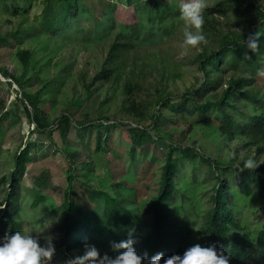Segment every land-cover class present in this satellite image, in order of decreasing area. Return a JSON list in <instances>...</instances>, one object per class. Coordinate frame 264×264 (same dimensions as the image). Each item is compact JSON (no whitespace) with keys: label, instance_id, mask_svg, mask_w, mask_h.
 I'll return each instance as SVG.
<instances>
[{"label":"rangeland","instance_id":"obj_1","mask_svg":"<svg viewBox=\"0 0 264 264\" xmlns=\"http://www.w3.org/2000/svg\"><path fill=\"white\" fill-rule=\"evenodd\" d=\"M44 1L0 0V37L8 38L6 45L0 44V212L5 197L2 178L12 169L19 148L29 146L31 161L21 178V211L17 219L23 232L38 238L41 245L49 238L54 247L59 242L60 216L55 209L63 203L69 168L75 177L73 190L81 205H85V187L91 186L139 211L148 227L147 209L160 190L168 149L176 145L189 148L196 155L193 159L181 151L173 155L179 174L174 182L177 193L175 204L169 208L170 219L175 228L186 233L185 248L197 243L205 245L199 229L212 207L211 197L217 188L215 176H220L230 187L232 212L244 234L254 239L263 225L261 204L255 186L239 177L240 169L236 166L248 157L255 158L262 166L264 145L253 146L243 138L229 140L211 124L191 128L169 124L168 120L177 119L176 115L157 105L166 95L176 98L173 103H177L199 85L202 77L197 57L205 51L217 50L215 42H209L191 49L187 55L181 54L185 30L180 16L182 0H158L168 11L178 13L176 18L162 26L156 20L151 21L153 28L141 31L138 39L118 37L121 26L136 22L134 8L126 6L125 0L89 1L94 17L83 14L68 30L54 35L45 32L41 24ZM219 1L206 0V9ZM108 3L117 4L113 13L107 8ZM252 3L264 12V0H252ZM213 19L219 33L230 37L242 26L233 15H215ZM243 26L254 28L247 23ZM112 44L126 48L120 49L117 60L109 61ZM23 51L30 53L26 67L18 55ZM259 61L264 65L263 54ZM104 69H115L117 76L110 81L97 79ZM230 76L231 73H219L215 77L225 80ZM39 91H43L40 109L50 123L64 114L70 117L73 124L69 137L74 135L75 124L86 118L115 123L116 127L104 135L106 152L95 151V131H89L82 142L71 144L57 125L49 134L31 132L34 128L21 95ZM252 91L264 94V78H257ZM132 103L139 116L127 112ZM157 114L162 118L153 131L149 130L151 140L137 151L134 159L130 158L129 130L148 129ZM73 152L79 156L73 158ZM198 155L219 163L221 170L215 175L200 162ZM84 164L90 165L91 173L82 168ZM40 176L46 180L38 190L33 183ZM35 196L43 197L44 201L33 207ZM57 255L58 252L51 261L61 264Z\"/></svg>","mask_w":264,"mask_h":264},{"label":"trees","instance_id":"obj_2","mask_svg":"<svg viewBox=\"0 0 264 264\" xmlns=\"http://www.w3.org/2000/svg\"><path fill=\"white\" fill-rule=\"evenodd\" d=\"M89 1L95 0H45L41 13L43 29L48 34L54 35L57 31L68 30L83 14L94 17L93 8L88 6ZM124 2L126 6H133L136 22L119 28L118 37L123 39L126 38L125 36L138 39L141 31L153 28L151 21L156 20L162 26L173 21L178 14L168 11L158 0H125ZM107 8L113 13L117 4L108 3ZM102 14L101 19L105 17V14ZM215 15L219 17L233 15L237 20L239 19L237 23L242 24L238 28L240 31L232 33L233 37L219 33L213 21ZM204 19L203 32L208 43L215 42L217 50L210 53L205 51L196 59L202 77L201 83L180 97L179 102L173 103L176 98L166 95L158 100L157 105L176 115L177 119L168 120L169 124L187 125L188 128L211 124L229 140L243 138L250 145L260 148L264 145V94L255 93L252 87L255 86L258 78L257 69L264 66L259 61L260 54L264 55V12H260L252 0H220L214 7L204 11ZM98 20L97 26L100 25ZM257 20L262 21L258 24ZM246 23L252 24L254 28L243 26ZM258 32L261 34L259 41L261 49L260 53L256 54L243 45V40H246L249 33ZM18 36L19 34L14 37ZM7 42L8 38L0 37L1 45H6ZM122 48H126V45L112 44L109 61L117 60ZM18 55L23 66L26 67L30 53L23 51ZM219 73L224 75L231 73L232 76L222 80L221 77H215ZM116 76L115 69H104L96 78L110 81ZM11 79L17 82L13 77ZM42 92L21 95L29 123L34 128L31 132L49 134V130L57 125L61 135L66 138L71 133L73 124L70 117L64 114L50 123L40 109ZM127 112L139 116L133 103ZM161 118L160 114L153 116L152 124L148 129L129 130L130 158L134 159L137 151L151 140L149 130L153 131ZM191 118L196 119L193 121ZM86 119L75 124L74 135L68 136V142L70 144L82 142L89 131H95V151L106 152L103 144L107 139L104 135L116 127L115 123H110L106 119ZM176 151L183 152L191 159L196 156L189 148L174 145L168 149L162 168L160 190L147 209L148 227L142 221L139 211L106 191L91 186L85 187V205H81L73 190L75 177L72 175V169L69 168L63 203L55 209L56 215L60 216L58 227L60 239L55 249L62 262L73 256L83 255L86 246H95L101 257L104 255L115 257L123 250L116 249L114 245L129 239L130 232H132L131 239L135 241L133 246L139 255L147 254L150 258L158 252H163L165 259L176 254L183 255L186 250L187 235L174 227L169 211L170 206L175 204L177 193L174 182L179 172L177 161L173 157ZM71 156L76 158L79 155L73 152ZM198 158L215 175L222 168L219 163L204 156L198 155ZM30 161V147L19 148L14 156L12 169L2 178L5 197L1 202L4 208L0 212V237L5 233L23 232L22 224L17 217L21 211V178L25 175ZM82 168L86 173L92 172L89 164H84ZM239 177L255 186L261 204L263 225L256 237L252 239L244 234L236 215L232 212L230 187L220 176H215L217 188L213 190L211 197L212 207L205 215L199 234L205 238L204 247L214 244L218 250L223 249L226 255H230V264H264V164L254 171L240 170ZM42 178L40 176L33 183L38 190L45 184L46 179ZM43 201V197L35 196L33 207ZM55 261H51L50 264H57Z\"/></svg>","mask_w":264,"mask_h":264},{"label":"clouds","instance_id":"obj_3","mask_svg":"<svg viewBox=\"0 0 264 264\" xmlns=\"http://www.w3.org/2000/svg\"><path fill=\"white\" fill-rule=\"evenodd\" d=\"M206 7V0H182L180 16L185 24L181 45L182 55H187L191 49L208 43L203 32ZM236 31L240 30L236 29ZM260 38L259 32L249 33L246 40H243V45L251 52L259 54ZM256 75L264 78V66L257 69ZM261 164L255 158L248 157L242 164L238 162L236 168L241 171H254ZM131 236L132 232L129 233V239L114 245L116 249L123 250L115 257L107 255L101 257L95 246H86L83 255L67 261V264H161L162 260L163 264H230L231 256L226 255L223 249L218 250L214 244L204 247L197 243L186 249L183 255L176 254L167 259L163 252H158L149 258L147 254L142 256L137 253L133 246L135 241ZM55 253L56 249L51 238L45 245H41L38 238L21 231L5 233L0 237V264H50Z\"/></svg>","mask_w":264,"mask_h":264}]
</instances>
